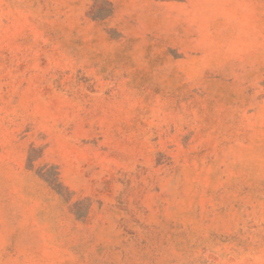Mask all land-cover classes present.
Wrapping results in <instances>:
<instances>
[{
	"label": "rangeland",
	"instance_id": "obj_1",
	"mask_svg": "<svg viewBox=\"0 0 264 264\" xmlns=\"http://www.w3.org/2000/svg\"><path fill=\"white\" fill-rule=\"evenodd\" d=\"M0 264H264V0H0Z\"/></svg>",
	"mask_w": 264,
	"mask_h": 264
}]
</instances>
